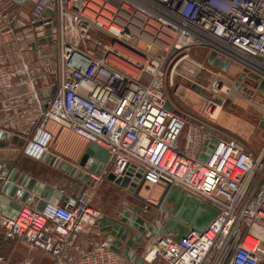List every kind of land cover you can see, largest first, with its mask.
<instances>
[{
	"label": "built area",
	"instance_id": "built-area-1",
	"mask_svg": "<svg viewBox=\"0 0 264 264\" xmlns=\"http://www.w3.org/2000/svg\"><path fill=\"white\" fill-rule=\"evenodd\" d=\"M3 37L14 49L0 50V138L23 139V153L42 159L51 154L45 126L52 121L108 151L115 179L174 186L217 210L204 231L180 241L154 234L140 251L144 264H264V145L253 150L217 123L218 96L231 93L218 72L240 68L248 85L237 91L264 98V0H0ZM201 48L205 62L191 58ZM211 53L230 62L227 72L208 63ZM46 67L58 80L42 98ZM186 67L212 76L204 121L189 122L167 98L180 80L201 87ZM37 105L45 108L38 117ZM105 171L90 174L91 184L63 205L0 211V231L56 264H123L92 203Z\"/></svg>",
	"mask_w": 264,
	"mask_h": 264
},
{
	"label": "crops",
	"instance_id": "crops-1",
	"mask_svg": "<svg viewBox=\"0 0 264 264\" xmlns=\"http://www.w3.org/2000/svg\"><path fill=\"white\" fill-rule=\"evenodd\" d=\"M29 58L26 57V59ZM32 58L36 57L32 55ZM48 71L49 68L46 67V79L41 83L42 98L46 97V90L49 87H54L58 80ZM34 109L35 116L38 117L40 112L44 110V106L37 105ZM21 126L29 128L30 122L22 121ZM45 130L52 136L51 154L49 155L56 159L53 165L45 161L46 154L44 159L29 157L19 147L12 146L11 141L8 147L0 146V211L7 215L15 213L14 203L38 212H44L49 207L63 205L69 199H76L86 187L85 183L66 175L61 171V167L66 163L89 173L80 168L79 165L89 143L52 121L47 122ZM8 136L9 139L14 137L11 134H7ZM6 138L4 139L2 136L0 143L9 141ZM165 188L164 186H156L150 188L149 191L143 189L141 195L148 198L151 203L157 204ZM95 190L93 205L100 209L105 216L110 217L117 214L122 208L123 202L120 201L119 205L117 200L111 204L110 201L115 200V197L112 198L111 192L115 191L117 195L121 193L127 195L126 191L107 180L99 183ZM103 238L107 239L104 233ZM79 242L81 245L89 247V244L83 239H80ZM140 254V251L137 252L139 258H141ZM0 257L2 258L0 264H56L55 258L50 253L31 248L29 244L20 239H6L2 231H0ZM123 258V264H137L125 257Z\"/></svg>",
	"mask_w": 264,
	"mask_h": 264
},
{
	"label": "water",
	"instance_id": "water-1",
	"mask_svg": "<svg viewBox=\"0 0 264 264\" xmlns=\"http://www.w3.org/2000/svg\"><path fill=\"white\" fill-rule=\"evenodd\" d=\"M47 14L49 16L52 15L50 12H47ZM40 42L43 43L44 41ZM208 63L223 72H227L230 68V62L227 61L222 64L221 60L216 59L215 53L210 54ZM243 77L244 74L239 77V81L235 84L239 91L242 89L240 82ZM192 91L200 93L197 85L192 86ZM258 91L264 93V81L260 84ZM165 107L168 110L173 109L169 101L166 102ZM6 137L7 134L3 135L4 139ZM7 138L9 139V136ZM10 141L14 147L22 148L24 145L23 139L13 137L9 141L0 143V146L8 147ZM205 152H207V147L203 148V153L200 155V160L202 161L207 159ZM44 158L43 156L42 159ZM45 161L53 165L56 159L52 155H47ZM108 161V151L91 143L85 149V153L79 163L80 168L87 170L89 173H85L66 163L62 165L61 171L88 186L91 184L90 174L99 176L107 169L105 171V180L126 191L127 195L119 212L110 217L104 216L99 222L100 231L107 236L111 250L121 257H125L137 264H143L137 252L141 251L144 242L149 240L154 234L169 235L176 241H180L190 231H204L218 214L215 208L209 206L201 199L190 197L174 186H167L158 203L153 204L148 198L141 195L143 189L149 191L150 187L144 186V182L139 183L138 180L130 184L128 177L115 179L110 171V165L107 167ZM13 206L16 210L13 213V216H15L22 206L18 205V203H14Z\"/></svg>",
	"mask_w": 264,
	"mask_h": 264
},
{
	"label": "rangeland",
	"instance_id": "rangeland-1",
	"mask_svg": "<svg viewBox=\"0 0 264 264\" xmlns=\"http://www.w3.org/2000/svg\"><path fill=\"white\" fill-rule=\"evenodd\" d=\"M30 1L35 2L36 0ZM31 10V6H29L28 3L25 4L21 9L23 17L27 18ZM10 38L11 37H3L0 39L1 51L6 50L7 47L14 49V45L12 46L11 43H9V45L6 44V42L8 43L12 41ZM206 52L207 50L204 48L192 51L191 58L195 61L205 62ZM31 57L32 56H30V58ZM193 71V67H186L185 70H182L184 75L190 76L201 86L198 87L200 93L192 91V86H190L188 80H180L177 81V84H180L181 86L178 94H174V92L172 93L175 89L173 88V90H170L167 94V98L179 106V112L185 116L189 122L194 121L195 119L204 121L206 120L204 118V111L208 105V97H212L210 93H208L207 89H209L213 79L210 74L204 71L196 70L194 73ZM241 72L242 70H240V68L235 69L234 67L231 68L229 72L224 74H220L218 72L224 83L231 89V93L229 95L220 94L221 96H218V101L222 102V105H220L222 106V111L219 115L217 123L222 127V129H224L225 133L242 138L249 148L257 151L264 145V132L260 129L264 126L261 110L264 106V98L257 92L255 94L250 92L240 94L239 91H237V88L234 87V85L238 81V77L241 75ZM248 78L249 77H247V79ZM248 80L249 83L252 81L250 78ZM53 81L55 82V80ZM246 85H248V83H246ZM249 87L254 89L252 86ZM187 132L188 130L184 132L183 136ZM111 196L112 198L115 197V200L113 199L114 201L109 200L111 204H114L118 200L117 204L120 205V201L123 202L126 198V194L121 193L117 195L115 191L111 192Z\"/></svg>",
	"mask_w": 264,
	"mask_h": 264
},
{
	"label": "flooded vegetation",
	"instance_id": "flooded-vegetation-1",
	"mask_svg": "<svg viewBox=\"0 0 264 264\" xmlns=\"http://www.w3.org/2000/svg\"><path fill=\"white\" fill-rule=\"evenodd\" d=\"M241 75H242V74H241ZM241 75H240V76H241ZM240 76H239V77H240ZM239 77H238V81H239ZM245 80H246V77L244 76V77H243V80L240 82V85L244 84V83H245ZM238 81H237V82H238ZM237 82H236V83H237ZM244 85H246V84H244ZM145 242H146V241H145ZM145 242H144V243H145Z\"/></svg>",
	"mask_w": 264,
	"mask_h": 264
},
{
	"label": "bare ground",
	"instance_id": "bare-ground-1",
	"mask_svg": "<svg viewBox=\"0 0 264 264\" xmlns=\"http://www.w3.org/2000/svg\"><path fill=\"white\" fill-rule=\"evenodd\" d=\"M217 113H219V115H220V113H221L220 109H218ZM219 115H218V119H219Z\"/></svg>",
	"mask_w": 264,
	"mask_h": 264
}]
</instances>
